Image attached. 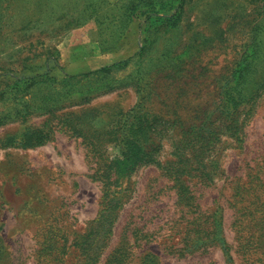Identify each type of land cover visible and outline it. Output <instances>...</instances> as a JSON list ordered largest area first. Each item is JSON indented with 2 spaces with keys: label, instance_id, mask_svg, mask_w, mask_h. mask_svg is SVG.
Listing matches in <instances>:
<instances>
[{
  "label": "rangeland",
  "instance_id": "374dc122",
  "mask_svg": "<svg viewBox=\"0 0 264 264\" xmlns=\"http://www.w3.org/2000/svg\"><path fill=\"white\" fill-rule=\"evenodd\" d=\"M138 1L0 0V264H264V0Z\"/></svg>",
  "mask_w": 264,
  "mask_h": 264
},
{
  "label": "trees",
  "instance_id": "16d2710c",
  "mask_svg": "<svg viewBox=\"0 0 264 264\" xmlns=\"http://www.w3.org/2000/svg\"><path fill=\"white\" fill-rule=\"evenodd\" d=\"M178 2V0H176ZM176 1L173 0H150V1H146V0H139L137 2V4L135 5L136 7H139L138 4H140V7H142L143 3L145 4H149L152 6L151 12L149 11L148 13L151 15L154 12L157 11V13L159 12H163V18L168 22H171L172 19L176 16L177 9L180 7V4L182 3L183 0H179V2L177 3ZM150 9V8H149ZM146 9H144L145 11ZM175 10V11H174ZM159 11V12H158ZM73 76H78V74L73 75ZM124 154L128 157L129 153L127 151H124ZM224 250L227 252V247L224 246Z\"/></svg>",
  "mask_w": 264,
  "mask_h": 264
}]
</instances>
